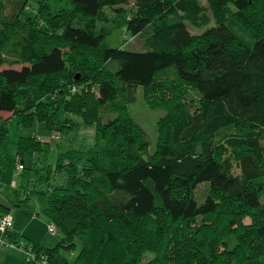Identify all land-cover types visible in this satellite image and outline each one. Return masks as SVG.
Instances as JSON below:
<instances>
[{
  "label": "trees",
  "instance_id": "16d2710c",
  "mask_svg": "<svg viewBox=\"0 0 264 264\" xmlns=\"http://www.w3.org/2000/svg\"><path fill=\"white\" fill-rule=\"evenodd\" d=\"M8 3L0 113L11 116L0 122V163L12 155L16 116L22 127L43 123L53 143L18 139L13 181L23 196L0 203V223L13 218L0 236L29 246L34 264H56L60 246L76 251L65 264H264V0H23L6 13ZM112 13L128 14L126 31L143 37L144 51L107 44ZM138 87L165 111L151 153L128 106ZM73 132L78 147L49 163L54 142ZM38 198L60 235L55 247L15 229L12 209Z\"/></svg>",
  "mask_w": 264,
  "mask_h": 264
},
{
  "label": "rangeland",
  "instance_id": "374dc122",
  "mask_svg": "<svg viewBox=\"0 0 264 264\" xmlns=\"http://www.w3.org/2000/svg\"><path fill=\"white\" fill-rule=\"evenodd\" d=\"M202 4L205 6L208 5L207 0H200ZM4 3L9 2L5 7L4 12L9 13L11 10L14 12L18 11L23 3V0H3ZM132 6V2L130 4ZM28 11H31L29 7L26 10V13ZM12 12V11H11ZM112 15V20L110 24H106L107 27L114 26L112 28V31L108 35L106 42L111 47H124L128 50L132 51H144V39L141 36H137L135 38H132V35L128 33L127 30V22H128V14L122 13L120 16L118 15ZM208 16H212L211 12L205 13ZM189 28L192 30V32H199L200 30L196 28V26H191L188 24ZM124 33L127 34V38H130L128 42H126V37H124ZM5 67H8L7 65H4L0 69H3ZM16 68H20V65H15ZM108 67L112 70H116L118 68V63L116 61H112L109 63ZM135 100L132 101L130 104H128L129 109L131 111L132 117L146 130L148 139H149V152L155 151L157 148V141H158V120L162 115L165 114V111L162 109H153L151 108V105L147 102V100L144 98L143 91L141 87H138L135 89ZM156 100V99H155ZM11 116L10 112H2L0 113V122L1 119H6ZM104 119H108L113 117V114H105L103 113ZM105 120V121H106ZM10 127V151H12V155L8 154L6 156L4 163H0V202H2L5 205L11 206L12 203H20L18 202V197L23 196V194H20V190L16 188L15 181H20L21 178L19 176L18 164L16 165V161L18 157L16 156V146L18 139L21 135H31L35 133L39 136L38 138L42 141H52L50 138L53 137L49 130L46 129L45 125L41 122L34 123L31 127H22L19 124V117L16 116L12 119V121L9 124ZM87 129H92L88 128ZM77 132L70 133L69 135H64L62 140L58 143V146L55 143V145H52V151L50 155V161L49 163H53L55 161L57 153L59 150L65 151L66 149H69L71 147H78L77 136L79 135L80 140H86L88 142L91 141L93 137V132H86L81 133L79 132L78 135H75ZM81 133V135H80ZM83 134V135H82ZM56 136V135H55ZM53 143V141H52ZM263 146H264V139L262 140ZM35 154L33 151H29V153L26 155L25 158V166L30 167L32 165L31 159L33 158ZM61 179L60 176H56L52 183H60ZM208 183L204 182L201 185L198 186V192L196 199L199 203L203 202L206 198V190L207 186L205 185ZM17 185V184H16ZM24 185L29 186V182L26 181ZM39 189L43 188L41 186H37ZM37 188V189H38ZM116 200H123L122 197H113ZM40 199H32L29 200L28 206H19L15 207V209H12L13 217L16 219V225L22 227V222H24L25 225V237L29 238L30 240L41 244L44 247H55L60 239V235L56 233H49V223L47 220L46 215L43 212V205L39 201ZM39 211L38 217H33L35 212ZM30 220H35V222L30 224ZM250 217L245 218V222H250ZM237 240L234 236H230L228 239V247H233L236 244ZM76 252V251H75ZM75 252H72L70 250L65 249L63 246L59 247V252L57 253L56 257V264H65L66 262H70L75 257ZM24 264H27L24 262Z\"/></svg>",
  "mask_w": 264,
  "mask_h": 264
},
{
  "label": "built area",
  "instance_id": "2783aa9c",
  "mask_svg": "<svg viewBox=\"0 0 264 264\" xmlns=\"http://www.w3.org/2000/svg\"><path fill=\"white\" fill-rule=\"evenodd\" d=\"M56 137H59L58 135H56ZM19 168H23V164H19L18 166ZM13 226V218L11 215H5L4 217H2L1 223H0V230L2 232L7 231L8 228H11ZM51 231H54L53 226H50ZM5 244L6 247H10V248H14L17 249L19 251H21V253L25 256L26 261H30L32 262L35 259V254L31 251V248L27 247L25 244L21 243V242H16V241H5L3 239L2 236H0V244ZM48 259L47 258H42L41 264H48ZM39 261L36 262H32V264L34 263H38Z\"/></svg>",
  "mask_w": 264,
  "mask_h": 264
},
{
  "label": "crops",
  "instance_id": "0c3cea01",
  "mask_svg": "<svg viewBox=\"0 0 264 264\" xmlns=\"http://www.w3.org/2000/svg\"><path fill=\"white\" fill-rule=\"evenodd\" d=\"M82 133H86V132H82ZM30 221L31 222L29 225H32V223L35 222V220H30ZM15 229L16 231L22 232L25 235L24 222H22V227H21V226L16 225V220H15ZM6 239H8V237ZM24 262L25 261L23 257L16 249L10 248V247H4L0 245V264H24Z\"/></svg>",
  "mask_w": 264,
  "mask_h": 264
}]
</instances>
